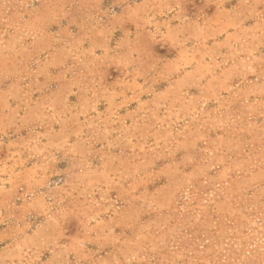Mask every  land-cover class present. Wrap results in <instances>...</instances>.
<instances>
[{"label": "rangeland", "instance_id": "1", "mask_svg": "<svg viewBox=\"0 0 264 264\" xmlns=\"http://www.w3.org/2000/svg\"><path fill=\"white\" fill-rule=\"evenodd\" d=\"M0 264H264V0H0Z\"/></svg>", "mask_w": 264, "mask_h": 264}]
</instances>
